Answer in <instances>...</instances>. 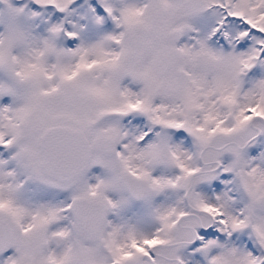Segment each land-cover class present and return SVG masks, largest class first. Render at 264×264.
<instances>
[{
  "label": "snow or ice",
  "instance_id": "1",
  "mask_svg": "<svg viewBox=\"0 0 264 264\" xmlns=\"http://www.w3.org/2000/svg\"><path fill=\"white\" fill-rule=\"evenodd\" d=\"M0 264H264V0H0Z\"/></svg>",
  "mask_w": 264,
  "mask_h": 264
}]
</instances>
